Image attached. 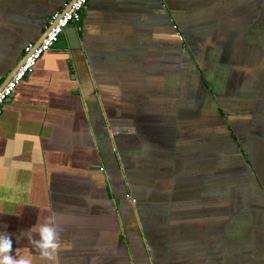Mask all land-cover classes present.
Returning a JSON list of instances; mask_svg holds the SVG:
<instances>
[{
	"label": "crops",
	"instance_id": "1",
	"mask_svg": "<svg viewBox=\"0 0 264 264\" xmlns=\"http://www.w3.org/2000/svg\"><path fill=\"white\" fill-rule=\"evenodd\" d=\"M66 1L0 0V85ZM227 97L249 162L224 174ZM54 214L50 261L17 237ZM5 231L32 264H264V0L88 3L2 106Z\"/></svg>",
	"mask_w": 264,
	"mask_h": 264
},
{
	"label": "built area",
	"instance_id": "2",
	"mask_svg": "<svg viewBox=\"0 0 264 264\" xmlns=\"http://www.w3.org/2000/svg\"><path fill=\"white\" fill-rule=\"evenodd\" d=\"M91 1L94 0H67L64 5V7L67 6L65 10L63 7L50 15L48 19L49 28L42 40L38 44L28 42L25 45L24 60L0 90V113L3 104L13 94L14 89L27 75L34 71L40 57L55 46L69 25H77L81 21L83 9ZM101 169L103 170L104 167Z\"/></svg>",
	"mask_w": 264,
	"mask_h": 264
},
{
	"label": "clouds",
	"instance_id": "3",
	"mask_svg": "<svg viewBox=\"0 0 264 264\" xmlns=\"http://www.w3.org/2000/svg\"><path fill=\"white\" fill-rule=\"evenodd\" d=\"M61 231L54 214L45 223L22 231L17 240L26 237L33 249L38 251L43 258L52 261L57 259L61 248ZM33 233H38L39 239H35ZM0 264H32L30 257L14 254L11 234L6 231L0 232Z\"/></svg>",
	"mask_w": 264,
	"mask_h": 264
},
{
	"label": "rangeland",
	"instance_id": "4",
	"mask_svg": "<svg viewBox=\"0 0 264 264\" xmlns=\"http://www.w3.org/2000/svg\"><path fill=\"white\" fill-rule=\"evenodd\" d=\"M181 26H183V24L181 23ZM184 27V26H183ZM193 31V30H192ZM198 32V31H197ZM196 34V33H195ZM184 39H185V37H186V42L188 43V45H190V41H191V39H190V37H189V33H186L185 34V37L184 36H182ZM199 38H200V35H199ZM205 50H206V47L204 48ZM207 55H209V54H207V53H205L204 54V56L205 57H208ZM202 58H200V60H201ZM224 66H225V64H224ZM226 67V66H225ZM203 81H205V79L203 80ZM219 90H222L221 88H219ZM168 94H170L171 96H172V93H171V91H170V93H168ZM223 98V97H222ZM231 98V97H230ZM227 100H228V97L226 98V99H218L217 101H220V104H221V106H222V112H224V114L222 115V118H220V121H221V119L224 121V124H226V125H228V126H230L231 127V129L232 130H234L235 132H237V134H238V138H239V140L241 141V132H240V127H241V120L240 121H237L236 120V122H233L232 121V119H231V117H229V115H227L226 114V116H225V112H229L228 110H231L232 109V105H233V101L231 100V99H229V102H227ZM237 103V105L235 104V106H234V108H237V107H240V111L241 112H243V106L241 107L240 105H241V103H240V105H239V102L237 101L236 102ZM221 114V113H220ZM207 120V117H206V115L203 117V121L204 122H207L206 121ZM236 124H238V127L236 126ZM223 127V126H222ZM220 129H221V125H220V127H219ZM221 131V130H220ZM236 134V133H235ZM237 134H236V136H237ZM231 136V135H230ZM203 139H205L204 138V136H203ZM230 139H231V137H230ZM232 140H229V142H224V144L223 145H225L231 152L232 151H234V152H236L237 150H236V146H234V145H232ZM227 145H229V146H227ZM240 149V152H242V154L244 155V154H246L245 153V151L243 152L242 150H241V148H239ZM109 153H107V157H106V170H107V174L109 175V177H110V179L112 180L113 179V181H114V173H115V168L113 167V163H112V161H111V157L108 155ZM233 163H235V162H233ZM233 163H230V164H233ZM230 164H228V165H230ZM104 170V169H103ZM127 197L128 198H130L131 200H132V197H131V195H130V193H129V191L127 190ZM129 224H125V226H126V232L129 234V236H130V239H129V237H127L128 239V241H129V243L130 244H132L133 242H134V237L132 236V233L131 232H129L130 230H131V228L128 226ZM121 230L123 231V228L121 227ZM123 234H124V236H125V232L123 231ZM126 240V239H125ZM63 259H65L64 258V256H63ZM68 264H79V261L76 259L75 261H73V262H68Z\"/></svg>",
	"mask_w": 264,
	"mask_h": 264
},
{
	"label": "trees",
	"instance_id": "5",
	"mask_svg": "<svg viewBox=\"0 0 264 264\" xmlns=\"http://www.w3.org/2000/svg\"><path fill=\"white\" fill-rule=\"evenodd\" d=\"M173 27L177 30V24H174L173 25ZM178 31V30H177ZM180 36L182 37V35L181 34H179V38H180ZM182 41L184 40V38H182L181 39ZM189 55V54H188ZM201 75L203 76V78L205 79V77H204V74L203 73H201ZM205 81L207 82V79H205ZM208 85V84H207ZM237 105V104H236ZM219 109V112L221 113V114H219L221 117H222V115L224 114V112H222V110H221V108H218ZM227 127H229V134L231 135L230 137H231V140H232V142H233V144H234V146H236V148L237 147H240L241 148V150L242 151H244V149L242 148V146H243V140L241 139V141L239 140V138H238V134H237V132H235L234 130H232L231 129V127L230 126H228V125H226ZM236 126L238 127V124H236ZM237 134V136H236V134ZM214 142V141H213ZM216 142V144L215 145H213V143H212V145H205L204 147H208L209 149H208V151L210 152L211 151V147L212 148H217V150L215 151L216 153V155L215 156H218V151H219V158L218 159H220V158H223V159H225L226 157H228V155H229V152H230V150L225 146V145H223L224 144V142H225V140H221V139H219V142L218 141H215ZM203 147V148H204ZM206 150H207V148H206ZM205 152V151H204ZM245 155V157H244V159H241V162H240V164L238 165V163H237V161H239L240 160V158H241V156H240V158L239 157H237V159H235V158H232L233 160H235V161H231V160H229V157H228V162H226L224 165H222L221 167H219L218 168V170L220 169V171H221V173L223 172L224 174H227L230 170H233V169H236V170H238V171H240V170H244L243 169V165L244 164H247V162H249V158L247 157V155L246 154H244ZM233 162H235L234 163V165H231L230 163H233ZM245 162V163H244ZM228 164H230V165H228ZM226 165V166H225ZM224 166V167H223ZM224 168V170L222 171V169ZM241 174H242V171L240 172Z\"/></svg>",
	"mask_w": 264,
	"mask_h": 264
},
{
	"label": "water",
	"instance_id": "6",
	"mask_svg": "<svg viewBox=\"0 0 264 264\" xmlns=\"http://www.w3.org/2000/svg\"><path fill=\"white\" fill-rule=\"evenodd\" d=\"M67 8V6L66 7H64V9L63 10H65ZM48 28H49V26L43 31V33H42V35L39 37V39L37 40V41H35V44H38L41 40H42V38L46 35V32H47V30H48ZM183 36V35H182ZM183 37H181L180 36V39H182ZM24 60V56L22 57V59H21V61L15 66V68L14 69H12V71L7 75V77L4 79V81L1 83V85H0V90H1V88L6 84V82L11 78V76L14 74V72L16 71V69L18 68V66L22 63V61ZM119 130H123V131H130V128H126V127H123V128H119ZM240 147H237L236 149H237V153L239 154V155H242V152H240V149H239ZM236 153V152H235ZM236 153V154H237ZM237 154V155H238Z\"/></svg>",
	"mask_w": 264,
	"mask_h": 264
}]
</instances>
